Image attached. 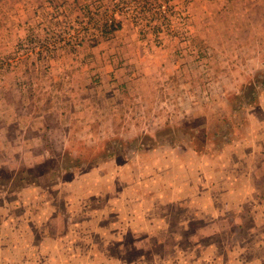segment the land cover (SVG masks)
Wrapping results in <instances>:
<instances>
[{"label": "rangeland", "instance_id": "obj_1", "mask_svg": "<svg viewBox=\"0 0 264 264\" xmlns=\"http://www.w3.org/2000/svg\"><path fill=\"white\" fill-rule=\"evenodd\" d=\"M255 178L264 0H0V264L264 259Z\"/></svg>", "mask_w": 264, "mask_h": 264}, {"label": "crops", "instance_id": "obj_2", "mask_svg": "<svg viewBox=\"0 0 264 264\" xmlns=\"http://www.w3.org/2000/svg\"><path fill=\"white\" fill-rule=\"evenodd\" d=\"M256 182H257V179L256 178H255V180L253 179L252 185L249 188L250 197L248 199L249 200L248 202L252 201L254 203L261 204V207H263V210H261V207L260 208L258 207V208H253L252 210L247 211V209L244 206L245 204L244 205L243 204L242 205L238 204V207L235 204L234 208H233V212H232L233 213L232 220H230L231 227L234 226V225L239 226V227L242 226L243 222L246 219H253L257 226L259 225L260 220L263 222V219H262L261 216L264 215V203H262V201L264 200V196H263L264 194L259 189V185L262 186V184H258L257 185ZM263 240L260 243L261 244L260 246H262V247H264V241ZM215 247H216V249H218V246H215ZM224 249H225V253H226L225 255H226V258H227L228 262L231 261L232 264H245V263L264 264L263 257L261 255H259L258 253H257V255L255 253L254 257L250 258L249 261H244L243 259L246 260L247 257L242 258V254H241L242 246L241 245H234L233 246V245H230V244H226V246H224ZM260 249H262V248H260Z\"/></svg>", "mask_w": 264, "mask_h": 264}, {"label": "trees", "instance_id": "obj_3", "mask_svg": "<svg viewBox=\"0 0 264 264\" xmlns=\"http://www.w3.org/2000/svg\"><path fill=\"white\" fill-rule=\"evenodd\" d=\"M61 170L66 171V169H62V168H61ZM61 170H60V171H61ZM60 171H59V172H60ZM71 171H73V170H71Z\"/></svg>", "mask_w": 264, "mask_h": 264}]
</instances>
